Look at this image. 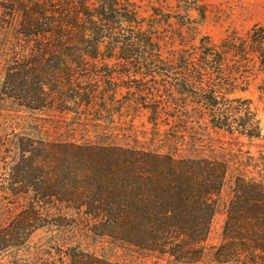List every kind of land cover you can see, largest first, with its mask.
I'll return each mask as SVG.
<instances>
[{"label": "trees", "instance_id": "16d2710c", "mask_svg": "<svg viewBox=\"0 0 264 264\" xmlns=\"http://www.w3.org/2000/svg\"><path fill=\"white\" fill-rule=\"evenodd\" d=\"M129 2L13 0L11 5L4 6L0 36L6 37L9 53L5 58L19 60L8 70L25 88L24 93L14 90L12 95H4L21 96V105L30 111L47 107L62 110L55 103L59 102L55 101V94L65 88L75 92L79 87L72 78L64 83L55 72L69 69L66 62L81 61L89 50L97 53L102 47L112 53L123 49L126 58H161L148 48L155 34L144 30L138 9ZM135 24L139 25L138 30L135 26L130 32L125 29ZM260 32L264 33V29ZM253 33L250 41L232 39L219 46L201 41L202 68L214 64L228 66L226 61L231 53L245 55L246 61L255 55L264 67V37L257 30ZM21 58L29 62L20 61ZM185 65L194 69L197 64ZM161 70L172 75L170 72L177 69ZM188 76H197V80L184 79L186 91L201 94L205 104L192 109H200L204 116L203 136L188 125L191 114L186 112V116L173 115L163 130L164 125L154 122V135L162 143L157 147L38 142L47 148L54 162H63L67 171L61 178L80 183H39L37 192L43 198L25 204L21 213L3 227L0 251L28 253L34 231L49 225L64 227L55 224L62 218L70 223L67 225L73 232L69 248L53 253L50 247L51 252H45L46 260L45 254L33 257L35 264H124L99 256L85 245L96 239L123 243L168 258L173 264H196L208 252L206 242L215 215L214 196L221 194L232 175L234 184L223 240L211 248L212 259L216 264H264V156L257 158L244 151L239 142L240 138L261 140V126L250 100L228 97L237 90H246L239 81L243 79L248 84L249 77L236 74L227 83L231 87L228 89L212 79L206 80L207 75L200 71ZM86 99L89 103L93 100L89 93ZM153 113L161 115L159 108ZM214 135H224L232 142L217 141ZM77 169L80 175L74 172ZM55 187H70L67 193L75 197L58 201L44 197L53 195ZM53 257L57 259L49 261Z\"/></svg>", "mask_w": 264, "mask_h": 264}, {"label": "rangeland", "instance_id": "374dc122", "mask_svg": "<svg viewBox=\"0 0 264 264\" xmlns=\"http://www.w3.org/2000/svg\"><path fill=\"white\" fill-rule=\"evenodd\" d=\"M86 1L97 3V0ZM119 1L125 3V0ZM129 1L130 5H135L138 9L144 30L155 34L154 42L148 48L153 49L161 58H126L127 52L123 49L112 53L102 47L97 53L89 50L91 52L81 61L66 62L69 69L55 72H58L64 83L72 78L79 87L75 92L65 88L55 94V101L59 100L55 103L62 110L47 107L42 111H30L21 105V96L7 98L4 95H12L14 90L24 93L25 88L17 83L15 74L10 76L12 73H9V65L19 60L5 58L9 53L5 47L6 37L0 36V232L21 213L25 204L43 198L42 193L37 192L39 183H80V180L76 182L61 178L67 171L63 162H54L53 157L47 153V148L40 146L38 142L60 144L77 141L82 145L157 147L162 143L154 135V122L164 125L161 127L163 130L171 123L173 115L183 113L186 116V112L191 114V118L187 120L188 125L203 136L206 131L204 116L200 109L192 111L205 105L201 102V94L187 92V85L182 84L184 79L189 82L197 80V76H188L192 72L200 71L207 75L206 80L212 79L215 84L228 89L231 87L227 83L236 74L249 77L248 84L243 79L239 81L240 87L246 90H237L228 97L252 102L260 122L262 139L249 141L247 138H240L239 142L244 151H250L257 158L261 154L264 156V67L258 57L252 55L250 61H246L243 60L245 55L231 53L226 61L228 66L223 68L214 64L211 68L204 69L199 62L201 41H208L216 46L232 39L250 41L254 35L253 30L264 37V33L260 32L264 29V0ZM11 2L13 0H0V14L3 7L11 5ZM134 26L139 29L137 24L126 26L125 29L130 32ZM119 47L124 48L121 44ZM20 61L29 62L22 58ZM186 62L197 65L194 69H187ZM169 67L177 70L170 72L172 75L161 70ZM88 93L93 98L90 103L86 99ZM155 108H159V117L153 113ZM214 136L217 141L232 142L224 135ZM74 172L81 174L78 169ZM233 184L232 175H229L221 194L214 196L215 215L206 242L208 252L196 264H216L212 259L211 248L219 246L223 240ZM69 188L55 187L53 195L44 197L52 201L72 200L75 196L68 195L67 191L71 190ZM59 219L55 224L64 227L49 225L34 231L28 253L14 251L8 254L4 250L0 251V264H11L12 261L25 264L26 260L35 264V255L45 254L43 259L46 260L48 254L45 252L50 247H53V253L57 249L65 252L69 248L73 232L67 225L70 224L68 221ZM85 245L112 262L173 264L168 258L153 256L109 239H96ZM54 259L57 257L49 261Z\"/></svg>", "mask_w": 264, "mask_h": 264}]
</instances>
